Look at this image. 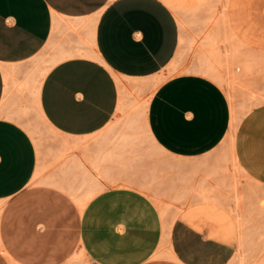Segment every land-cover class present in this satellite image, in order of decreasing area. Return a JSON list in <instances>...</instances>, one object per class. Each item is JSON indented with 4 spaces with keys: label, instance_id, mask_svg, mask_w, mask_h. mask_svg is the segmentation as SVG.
Here are the masks:
<instances>
[{
    "label": "crops",
    "instance_id": "crops-1",
    "mask_svg": "<svg viewBox=\"0 0 264 264\" xmlns=\"http://www.w3.org/2000/svg\"><path fill=\"white\" fill-rule=\"evenodd\" d=\"M179 44L163 0H0V264L233 263L209 166L232 106L207 75L169 76ZM147 98L151 138H122ZM34 105L49 125L36 137ZM203 185H219L217 203Z\"/></svg>",
    "mask_w": 264,
    "mask_h": 264
},
{
    "label": "rangeland",
    "instance_id": "rangeland-1",
    "mask_svg": "<svg viewBox=\"0 0 264 264\" xmlns=\"http://www.w3.org/2000/svg\"><path fill=\"white\" fill-rule=\"evenodd\" d=\"M175 1L171 9L179 22L180 44L169 76L201 73L226 91L232 121L225 143L212 154L217 157L213 161L221 159L222 164L209 165L220 167L224 176L225 190L220 198L231 214L224 213L220 218L226 225L223 234L227 238L233 232L237 248L240 240L253 245L244 264H264V180L260 181L259 175L264 172V163L257 161L261 155L258 145L264 139L252 136L254 126L258 129L254 134L264 137V0ZM147 101H136L128 110L131 115L124 124L134 129L126 133L131 138L139 139L142 134L151 138L145 122ZM31 111L34 117L25 125L34 127V134L28 130L36 137L44 125H49L40 119L35 105ZM123 118L119 115L114 123ZM218 186H201L198 192L205 203L218 202L213 195ZM178 209L176 217L184 216L182 208ZM239 259L237 253L232 264Z\"/></svg>",
    "mask_w": 264,
    "mask_h": 264
},
{
    "label": "bare ground",
    "instance_id": "bare-ground-1",
    "mask_svg": "<svg viewBox=\"0 0 264 264\" xmlns=\"http://www.w3.org/2000/svg\"><path fill=\"white\" fill-rule=\"evenodd\" d=\"M165 1L170 7H175V0H163ZM121 82V81H120ZM132 110V109H131ZM120 111V110H119ZM119 116H117L118 118ZM40 118L41 120L44 122V123H48L47 120L42 116L40 115ZM116 118V119H117ZM115 119V120H116ZM114 120V122H115ZM113 122V123H114ZM111 125V124H110ZM122 138H125V139H131L130 136H128L126 133L122 136ZM129 142V141H128ZM125 143V142H124ZM116 146V145H115ZM119 146V145H118ZM121 148L123 146H120ZM116 148V147H115ZM120 150V149H119ZM113 153V152H112ZM123 153V152H122ZM121 155V154H120ZM97 168V167H96ZM100 175V173H99ZM116 176V175H115ZM103 178V177H102ZM91 179V178H90ZM118 180V179H117ZM121 180V179H120ZM113 181H116L115 179H113ZM116 183V182H114ZM113 183V184H114ZM118 183H119V180H118ZM120 184V183H119ZM135 184V183H134ZM122 185V184H121ZM83 186H87V190H86V193L88 194V196L90 195H94L95 192H98L99 190H101L102 188V183L101 181H99L98 179H95V180H90V181H83ZM129 186H132V185H129ZM136 186V185H135ZM134 187V186H133ZM143 187V186H142ZM103 189V188H102ZM141 189V187H140ZM85 190V189H84ZM143 190V189H142ZM144 191V190H143ZM147 191V190H146ZM148 192V191H147ZM86 196V195H85ZM87 196V198H88ZM86 199V198H85ZM79 201L81 204H83L85 202V200L83 198H79ZM250 235V234H248ZM253 246V245H251ZM251 246L249 243L245 242V241H242L240 240L239 243H238V248H237V253L239 254V257L241 258V260H237L236 264H244V261L246 260L247 258V253L251 250ZM238 257V256H237ZM253 258V256L251 257ZM250 263V262H248Z\"/></svg>",
    "mask_w": 264,
    "mask_h": 264
}]
</instances>
